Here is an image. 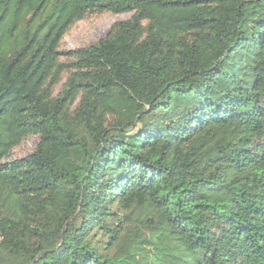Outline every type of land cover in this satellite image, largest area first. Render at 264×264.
I'll list each match as a JSON object with an SVG mask.
<instances>
[{
  "label": "trees",
  "instance_id": "16d2710c",
  "mask_svg": "<svg viewBox=\"0 0 264 264\" xmlns=\"http://www.w3.org/2000/svg\"><path fill=\"white\" fill-rule=\"evenodd\" d=\"M0 264H264V0H0Z\"/></svg>",
  "mask_w": 264,
  "mask_h": 264
},
{
  "label": "rangeland",
  "instance_id": "374dc122",
  "mask_svg": "<svg viewBox=\"0 0 264 264\" xmlns=\"http://www.w3.org/2000/svg\"><path fill=\"white\" fill-rule=\"evenodd\" d=\"M130 17L131 14L111 15L110 13H101L87 15L68 29L59 43V50L73 51L96 44L108 34L114 23L127 20ZM60 62H66L64 56L61 57ZM66 77L67 73L61 75L59 84L53 89L54 95L60 91ZM37 141L36 136L26 137L18 147L12 150L8 160L22 159L28 156L35 149Z\"/></svg>",
  "mask_w": 264,
  "mask_h": 264
}]
</instances>
